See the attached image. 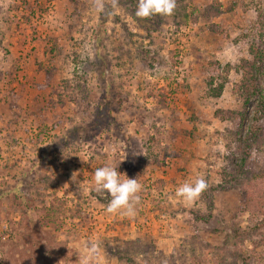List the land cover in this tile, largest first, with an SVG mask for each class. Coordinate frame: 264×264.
<instances>
[{
  "label": "rangeland",
  "instance_id": "rangeland-1",
  "mask_svg": "<svg viewBox=\"0 0 264 264\" xmlns=\"http://www.w3.org/2000/svg\"><path fill=\"white\" fill-rule=\"evenodd\" d=\"M137 2L0 0V264H264V0Z\"/></svg>",
  "mask_w": 264,
  "mask_h": 264
},
{
  "label": "clouds",
  "instance_id": "clouds-1",
  "mask_svg": "<svg viewBox=\"0 0 264 264\" xmlns=\"http://www.w3.org/2000/svg\"><path fill=\"white\" fill-rule=\"evenodd\" d=\"M98 8L103 6L98 4ZM175 8V0H138L135 16L148 18L153 15L168 16ZM117 165L101 166L93 173L94 191L108 197L106 205L107 213H114L123 210V214L135 215V205L139 202L138 193L142 186L137 178L130 179L125 174L117 171ZM207 183L203 178H197L192 182H184L175 190V196L187 202H193L200 193L205 190ZM95 245L89 246V251L94 253Z\"/></svg>",
  "mask_w": 264,
  "mask_h": 264
}]
</instances>
